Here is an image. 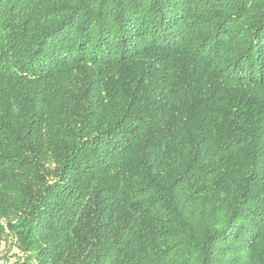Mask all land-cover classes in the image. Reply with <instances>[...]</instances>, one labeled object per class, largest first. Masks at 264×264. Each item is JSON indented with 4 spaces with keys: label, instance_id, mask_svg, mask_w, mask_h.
Masks as SVG:
<instances>
[{
    "label": "trees",
    "instance_id": "trees-1",
    "mask_svg": "<svg viewBox=\"0 0 264 264\" xmlns=\"http://www.w3.org/2000/svg\"><path fill=\"white\" fill-rule=\"evenodd\" d=\"M16 264H264V0H0V243Z\"/></svg>",
    "mask_w": 264,
    "mask_h": 264
},
{
    "label": "rangeland",
    "instance_id": "rangeland-1",
    "mask_svg": "<svg viewBox=\"0 0 264 264\" xmlns=\"http://www.w3.org/2000/svg\"><path fill=\"white\" fill-rule=\"evenodd\" d=\"M18 251L13 247V240L0 243V264H16Z\"/></svg>",
    "mask_w": 264,
    "mask_h": 264
}]
</instances>
